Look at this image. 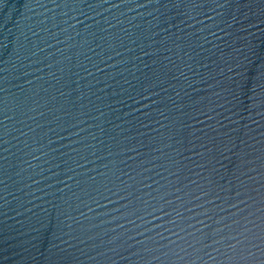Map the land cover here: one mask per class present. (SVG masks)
Returning a JSON list of instances; mask_svg holds the SVG:
<instances>
[{
	"label": "water",
	"instance_id": "water-1",
	"mask_svg": "<svg viewBox=\"0 0 264 264\" xmlns=\"http://www.w3.org/2000/svg\"><path fill=\"white\" fill-rule=\"evenodd\" d=\"M0 264H264V0H0Z\"/></svg>",
	"mask_w": 264,
	"mask_h": 264
}]
</instances>
